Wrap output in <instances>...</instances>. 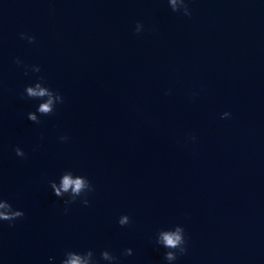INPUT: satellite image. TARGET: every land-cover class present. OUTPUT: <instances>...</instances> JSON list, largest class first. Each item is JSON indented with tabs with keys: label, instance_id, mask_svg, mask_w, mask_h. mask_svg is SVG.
Returning <instances> with one entry per match:
<instances>
[{
	"label": "water",
	"instance_id": "obj_1",
	"mask_svg": "<svg viewBox=\"0 0 264 264\" xmlns=\"http://www.w3.org/2000/svg\"><path fill=\"white\" fill-rule=\"evenodd\" d=\"M187 2L0 0V198L25 213L0 221V264H169L178 224L171 264H264V0ZM41 77L49 115L26 95ZM65 174L94 191L66 205Z\"/></svg>",
	"mask_w": 264,
	"mask_h": 264
},
{
	"label": "clouds",
	"instance_id": "obj_2",
	"mask_svg": "<svg viewBox=\"0 0 264 264\" xmlns=\"http://www.w3.org/2000/svg\"><path fill=\"white\" fill-rule=\"evenodd\" d=\"M170 6L173 11H181L187 16H191V9L188 6L187 0H169ZM144 28L142 22H137L135 31L140 33ZM21 37L28 40L29 43H34L36 37L34 35H28L27 33H21ZM17 63H22V61L17 58ZM33 71L39 72L40 66L36 65L32 68ZM43 82V77H41L38 82L35 83V86L28 85L26 87V95L30 98H38L47 96V102L39 106L38 111L45 115L54 113V104L56 101L63 103V96L53 89L45 88L41 86ZM231 115L230 112H224L222 118H227ZM28 118L31 121L39 123L35 113H29ZM62 140H67V136H62ZM193 140L196 139L195 136L192 137ZM17 156L24 157L26 154L24 150L17 146L16 149ZM51 187L54 189V194L58 197H62L63 194L69 193L71 190V196L69 199L65 200V204L73 203L78 197L85 196L87 193L84 192L86 188L90 187V192L94 191V188L89 179L77 176L73 178L70 174H65L62 177V180L57 186L55 181H51ZM83 194V195H82ZM85 205L89 204V200L85 198L83 200ZM25 213L22 209H15L13 205L7 200L0 198V221H9L14 222L18 218L24 217ZM131 223V218L125 214L122 215L119 219V224L124 226ZM157 243L163 246L167 251L165 252V259L171 264V262L176 261L179 255H183L187 252V239L185 236V229L182 225H176L174 229H161L157 235ZM133 254L132 248H127L124 252V255L130 256ZM101 257L105 261L114 262L118 258L114 256L110 251L104 250L101 254ZM50 259H52L50 257ZM61 264H99V261L95 258L94 252L88 250L86 252H77V251H67L65 258L61 261Z\"/></svg>",
	"mask_w": 264,
	"mask_h": 264
}]
</instances>
